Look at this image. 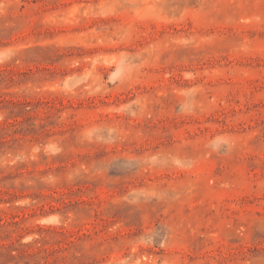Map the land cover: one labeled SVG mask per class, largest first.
<instances>
[{
    "label": "rangeland",
    "instance_id": "374dc122",
    "mask_svg": "<svg viewBox=\"0 0 264 264\" xmlns=\"http://www.w3.org/2000/svg\"><path fill=\"white\" fill-rule=\"evenodd\" d=\"M0 264H264V0H0Z\"/></svg>",
    "mask_w": 264,
    "mask_h": 264
}]
</instances>
